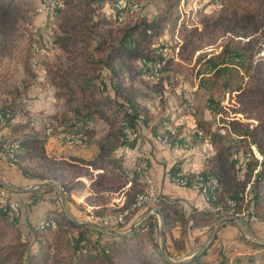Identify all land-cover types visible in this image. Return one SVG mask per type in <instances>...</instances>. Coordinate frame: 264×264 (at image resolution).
<instances>
[{
    "label": "trees",
    "instance_id": "trees-1",
    "mask_svg": "<svg viewBox=\"0 0 264 264\" xmlns=\"http://www.w3.org/2000/svg\"><path fill=\"white\" fill-rule=\"evenodd\" d=\"M51 1H56L50 16H57V22L54 25L58 32L48 40V43L51 47L61 50L67 65H58L57 69L69 75V82H71L69 83L68 79L62 81L66 88H60L57 91L67 108L61 113L64 125L62 129L82 134L84 142L86 140L88 143L97 133L93 121L97 119L102 122L104 132L94 139L98 148L97 153L91 158L72 154L48 155L44 148L45 129L52 120L56 119L55 113L51 115L52 120L43 130H36L29 120H16L9 123L11 134L6 137L5 142L0 143V149L5 143H8L7 146H12V164L18 174L33 180L56 179L64 193L83 187L87 183L90 188L88 198L96 196L100 199L99 207L93 209L90 207L92 215H106L104 211L107 208L106 204L110 201L111 192H123L124 200L120 206L115 207L114 215L126 211L127 214L124 216L126 218L130 211L137 209L134 203L143 192L144 183L135 170L133 177L126 178L127 172L132 170L133 166H125L123 162L129 153L132 159L134 158L130 148L136 142L140 144L139 130L142 126H148L150 121L148 108L140 102V99L145 98L147 94L135 83V80L144 75L164 71L165 66L170 62L169 58L172 57L162 53L165 48L160 47L159 43L166 20L163 17L140 20L115 30L111 23L120 22L123 12L117 9L116 3L127 0H43L41 6L48 5ZM215 1H218L220 7L217 19H222L226 23L223 31L246 37L244 42L246 47L239 46L231 52L222 47L217 55L204 58L207 76H219L228 67H240L245 79L233 88L243 103V107L239 110L248 114L254 110L264 112V54L262 53L264 51V0ZM102 7H108L111 16L98 15L97 10ZM19 9L20 3L17 0H0V34L14 26ZM96 27L100 30L98 31ZM235 29L237 31H234ZM110 32H112V40H110ZM94 38H96V44L93 49L104 51L100 57L88 51L90 40ZM255 55L256 57L253 58ZM200 59L201 57H198L197 62ZM154 66L157 68L155 69ZM89 70L96 73L97 83H94L93 79H86ZM88 84L97 85L99 89H102V95L97 97L89 93ZM66 89L69 93H65ZM0 117H8L5 119L8 122L12 120L11 109L8 106H0ZM256 119V125L237 133L239 138L235 144L238 148L242 147L245 138L251 136L252 143L262 155L246 202L244 201L245 181L252 175V170L258 163L249 148H242L237 159H228L224 152L231 145H223V137L216 135L210 140L213 144L218 140V146L212 153L203 157V166L199 173L196 175L187 173L186 177L188 187L194 178L196 181L198 177L203 180L207 197L204 209L192 206L191 212L185 214L177 207L175 199L171 200L166 195L160 194L158 202H155L153 207L159 209L163 226L173 224L185 229L183 234L186 236L191 233L192 224L189 220L193 221L194 226L208 224L210 227L223 217L237 214L242 208L259 220V215L264 209V116ZM203 123L198 121V125ZM165 124L168 123L163 120L161 126ZM150 131L154 136L166 137L169 148L178 141L176 131L172 135L174 132L165 128L163 133H159L157 125L150 126ZM120 151L122 153H119ZM141 160L150 167L149 159L147 163L144 159ZM0 171L3 173L2 170ZM69 171H72V174L67 177L65 172ZM182 171L177 163L167 170L170 177H179L183 181L184 172ZM69 177L71 179L67 180ZM211 181L216 185H211ZM183 183L185 184L184 181ZM49 189L52 188L49 187ZM7 192L10 198L18 201L19 212L16 216L11 215L6 208L0 207V238L12 225L17 226L21 233L23 219L28 220L29 227L38 233L62 227L77 230L78 235L74 245L77 256L67 259L50 256L34 239L32 240L35 244L30 248H27L24 243L12 245L15 247V252L18 246L25 247L24 250L21 249L20 254L21 257L24 256L26 264H227V256L222 250L218 247L210 250V246L217 237L216 233L209 246L190 259L179 262L168 259L158 241L159 226L153 214L132 228H130L131 224H128L127 233L120 232L111 240L104 239L105 247L84 253L81 246L84 244L85 227L62 211L61 205L58 204L59 199H56L54 213H48L39 218L41 211L31 208L38 200L37 192L31 190L21 194L12 189H7ZM146 207L150 208V206ZM210 208L213 209L210 210ZM27 210H30V213L25 215L23 212L27 213ZM51 221L55 223L54 228L50 225ZM210 229L211 227L206 231L205 237L188 244L198 247L207 237ZM250 245L257 252L239 257L233 264H243V258H245L244 264H264V241L253 240ZM3 248L0 245V264H9L11 254L8 253L9 251H3ZM36 249L38 252L34 253ZM164 249H167V246L165 248L164 245ZM183 253L185 255V251H181L172 257L180 259L184 256ZM186 254H192V252H186ZM204 257L207 260H204Z\"/></svg>",
    "mask_w": 264,
    "mask_h": 264
},
{
    "label": "rangeland",
    "instance_id": "rangeland-1",
    "mask_svg": "<svg viewBox=\"0 0 264 264\" xmlns=\"http://www.w3.org/2000/svg\"><path fill=\"white\" fill-rule=\"evenodd\" d=\"M17 1L20 3V9L16 15L14 26H11L7 32L0 34V106H8L11 109L13 117L20 115V110L23 109H19L20 106L18 105H28L30 108L26 111L30 112L33 103L35 105L37 100L46 99L52 104V109L56 108L58 102L55 99L54 101L51 100L50 97L54 96L58 89L66 88L61 83L62 81L68 79L69 82V75H65L57 69L58 65H67L66 59L61 50L51 47L48 43V40L58 32L54 25L57 22V16H50L52 10L50 11L49 7L41 6L43 0ZM128 1L135 3L136 6L134 8L122 9L120 22L111 23L113 29H121L134 22L150 20L156 17H163L166 20L164 31H161V36L159 37L161 39L159 43L160 47L165 48L162 50V53L172 58H169L170 62L165 66L166 69L164 71L138 77L135 83L141 86V89L147 94L146 98L140 99V101L148 107L152 123H160L161 120H165L168 123L163 125L159 133H163L167 126L174 132L172 135L175 134V131L177 132L178 141L170 147V152L173 154L179 151L180 155L186 154L185 157H194L196 161L194 166H191V170L185 169V171H182L184 172L183 181L185 184L172 182L167 173L168 179L176 186L187 188V173L194 175L199 173L200 168L197 170L196 163H199L200 160L202 161L204 155H208L215 150V147L218 146V140L213 144L210 138L219 135L223 137V145H231L224 152V154H227L228 159H237L242 148H249L258 163L253 168L252 175L245 181L244 201L246 202L254 181V173L259 169L262 155L258 152L255 144L252 143L251 136L246 137L242 143L243 146L238 148L235 145L239 138L237 133L256 125V118L263 117L264 112L259 110L256 112L254 110L248 114V112L239 110L243 107V103L233 88L241 84L245 79L240 67H228L222 74L213 77L207 76V68L204 62V58L217 55L222 47L226 48L229 52L239 46L246 47L244 44L246 37L234 35V33L229 31H223L226 23L222 19H217L220 7L218 1L215 0H127L126 2ZM97 14L102 15V17L111 16L108 7L98 9ZM96 29L100 30L99 27H96ZM234 31L237 30L235 29ZM112 39V32H110V40ZM95 41L96 38L90 40L88 51H91L96 57H100L104 54V51L93 49L96 44ZM262 53L264 54V51ZM198 57H201V59L197 62ZM255 57L256 55L253 58ZM95 74L89 70L86 79H93L94 83H97ZM88 87L89 93L97 97L102 95V89H99L97 85L88 84ZM65 93H69L68 89L65 90ZM60 101L62 100L60 99ZM66 110L67 108L64 104L58 105L59 113H63ZM24 116L28 115L25 114ZM198 121L204 123L198 125ZM6 122L8 123L7 120L0 123V128L4 127ZM58 123L59 121H56V125ZM93 124L97 131L104 128L102 122L97 119L93 121ZM62 131L64 130L62 129ZM52 133L53 130L49 135ZM0 136L7 140V132H0ZM57 139L60 143L66 144V139L58 137ZM87 144L85 140L82 146L79 144L73 146L85 148ZM140 144L138 143V151L145 152V156L142 159L147 163L150 150L142 147V144ZM162 145L169 146V143ZM133 156L134 164L131 166L134 167L137 166L140 157L137 155ZM190 162L192 163V160ZM146 165L151 183L155 187L150 167L148 164ZM37 171H39V168H37ZM65 174L68 177L72 174V171L65 172ZM48 179L54 180L55 183H53L55 185L57 183L56 188L59 191V196H57V200L59 197L58 204L62 205L61 199L64 202V206H61L62 211L66 212L71 219L76 221V219H86L88 209L89 218H87V222L88 224H92L93 222L90 218L93 217L89 209L92 205L99 207L100 199L96 198V196L88 198V194L84 195L86 192L82 187L63 193L58 180L53 178ZM70 179L69 177L67 180ZM193 180L188 188L196 194L201 193L197 188L196 179L194 178ZM108 184L111 185L110 183ZM49 187L51 185L48 184L38 190L40 194L37 197H42L46 193L51 192ZM156 190L159 193L157 188ZM117 196L115 191L112 192L110 203L112 199H117ZM202 196L204 197L203 194ZM115 201L117 200H114L113 204H110L104 211L110 217H113L116 212L115 207L117 205ZM153 205L154 203H152V207ZM140 209L137 208L130 211L125 218V222L115 226L107 225L100 228L91 225L84 226L82 252L87 253L94 249L105 247L104 239L111 240L119 232L121 234L127 233L128 231L122 232L121 230L128 224L132 225L136 221H140ZM242 211L249 216L246 209L242 208L240 212ZM183 213L187 214L186 212ZM235 214L222 218L234 217L236 225L231 224L229 228L226 227V229L219 230L218 237L214 240L212 246H210V250L218 247L219 250L224 252L227 256V264H233L239 257H244L243 255H239L249 247L251 241L262 240V237H264V228H261L264 226V209L259 215V220L247 219L245 216H236ZM219 221L210 225L211 229L208 231L207 237L198 247L190 244L186 246L184 244L183 231L185 229L173 224L162 226L161 229L164 234L163 246L165 245V248L166 246L168 247L164 249V255L172 261L181 260L191 255L186 254V252L191 251L193 253L206 249L211 243V240L209 241L208 238ZM22 225L21 233L17 229V226L12 225L8 227L6 234L0 238V245L4 247L3 251H9L8 253L11 254L9 264H26L24 256L21 257L20 254L21 249L23 248L24 250L25 247L18 246L15 252V247L12 245L24 243L27 248H30L33 247L35 241L38 244L40 243L50 256L53 255L63 259L77 256L74 250L75 239L78 235L77 230L62 227L38 233L29 227L28 220L23 219ZM95 225L100 226L96 221ZM210 227L208 224H202L197 227L192 224L191 229L207 231ZM172 228L174 233L177 234L175 238H173L175 234H173ZM158 241L160 243V230H158ZM181 251H185V255L183 253L184 256L182 258L174 259L172 257L175 253H180ZM37 252L38 250L36 249L34 253ZM203 259L207 260L205 257ZM242 261L244 264L245 258Z\"/></svg>",
    "mask_w": 264,
    "mask_h": 264
},
{
    "label": "crops",
    "instance_id": "crops-1",
    "mask_svg": "<svg viewBox=\"0 0 264 264\" xmlns=\"http://www.w3.org/2000/svg\"><path fill=\"white\" fill-rule=\"evenodd\" d=\"M50 99L53 101L55 99V101L58 102V105L61 103L64 104L63 98L61 96H59V94H57V92H56V94H54V96H51ZM60 99L62 101H60ZM58 105L56 108L52 109L53 106L48 100H46V99L37 100L35 105L33 103L32 109L30 110V112L26 111L27 109L30 108L28 105H25V104L24 105L23 104L18 105V106H20L19 109L23 108L20 110V115L13 117V119L10 120L8 123L6 122V124H4L5 126L0 128V132L5 131V132H7V135L9 136L11 134L9 131V123L16 121V120H29L31 125H33V127L36 130H43L49 124V121L52 120V118H50V117L54 113L57 114L55 120H59L58 126L60 128H62L64 125L62 124L61 113L58 112ZM64 106H65V104H64ZM148 112L150 114L149 109H148ZM25 114H27L28 116H24ZM162 121L163 120H161V122ZM161 122L160 123H155V122L152 123V119H151V115H150L149 125L148 126H142L139 130V139H140L139 141L142 144V145L141 144L140 145L142 147H145V148L150 150L148 159L150 162L151 177H152V181H153L155 187L158 189V191L161 194L166 195L168 198H171V200H173V199H185L192 206L199 207V208H201L203 206L205 207L206 200L202 196L201 193L196 194L193 190L189 189L188 187L186 188V187L176 186V185L172 184L170 182V180L168 179L169 176L167 174L168 173L167 170L173 164L177 163V165L183 171H185V169L191 170L190 169L191 166H194V163L196 161L194 160V157H185L186 154H183V155L181 154L182 155L181 156L180 153H178L179 151L175 152V154H172L170 152V148L168 145H162L161 142L156 140V138H155L156 136H154L153 133L150 131V126L157 125V129L160 132L161 128H162ZM102 125L104 126V124H102ZM103 130H104V128L100 131H97L94 138L90 142H88L87 147H85V148L73 146V145L70 146V145L60 143L59 140L57 139V137H56L57 135L54 131L51 135H45V143H44L45 152L48 155H54V156L72 154V155H77V156H80L83 158H91L97 153V150H98L94 139H97L100 135H102V133L104 132ZM203 157H202V161L200 160L201 164H200V161H199V163L198 162L196 163L197 170H198V168H200V170H201V168L203 166L202 165ZM190 160H192V163L190 162ZM123 164L125 166H131L134 164V158L132 159L130 153L126 155ZM11 166L12 165L9 166L8 163L6 164V162H0V170L3 171V173L0 171L1 172L0 180L5 181L6 183L11 185L15 189H21L20 191H17V193H21V194L25 193V192L28 193L29 191L33 190V191L37 192V194H40L38 192V190H40L41 188L45 187L48 184L51 185V188H52L50 190L51 192L46 193L42 197L39 196L36 204L31 206V208H34V209L37 208L39 211H41L39 218L47 215L48 213H52L56 209V205H57L56 199H57V196H59V191L56 188L57 183L55 185L54 184L55 181L52 179H48V178L33 180L31 178L21 176L20 174H18V172L14 168V166H12V167ZM82 188L86 192V193H84V195L85 194L89 195L90 188L88 187L87 183ZM124 189H126V188H124ZM115 193L117 196L118 192H115ZM111 194H112V192H111ZM58 199H59V197H58ZM114 200H117V201H115L116 202L115 204L120 206L124 200L123 192L118 193L117 199H112L111 203L109 201V203H107L106 206L108 207L110 204H113ZM62 205L64 206L63 200H62ZM90 207L92 209L97 208V207H94L93 205ZM152 208L154 209L156 207H152ZM149 210H150V208H148L146 206L145 207L143 206L139 210V213H141L140 215H141L143 220L147 216L152 214V213H150ZM29 211L30 210H27V213H25L26 212V209H25V212H23V213L25 215H28ZM65 214L68 216V214L66 212H65ZM25 215H24V218H25ZM153 215L156 216L157 221L159 222L157 214L154 212ZM87 218H89L88 209H87L86 219H84V220L83 219H76V221L79 222L80 224L84 225V226H87V225L95 226L94 223L88 224ZM231 224L236 225V224L230 223V222H226V223L220 225L216 230L217 237H218V231L219 230L226 229V227L229 228V225H231ZM158 226H159V223H158ZM196 230L191 229L190 230L191 233H188L186 236H183V238L185 239V240L183 239L184 244H186V246L188 245V243L191 244L193 241H196L199 238L205 237L207 234L206 230H202V231H199L200 229H196ZM172 231H173V228H172ZM173 234H175L174 231H173ZM176 235L177 234L173 235V238H175ZM257 241H259V240H257ZM261 241H264V240L262 239V240H260V242ZM251 252H257V251L254 250L251 245H249V247L246 248V250L243 253H241L239 256H242V255L245 256Z\"/></svg>",
    "mask_w": 264,
    "mask_h": 264
},
{
    "label": "bare ground",
    "instance_id": "bare-ground-1",
    "mask_svg": "<svg viewBox=\"0 0 264 264\" xmlns=\"http://www.w3.org/2000/svg\"><path fill=\"white\" fill-rule=\"evenodd\" d=\"M130 4H128V2H117L116 3V7L117 9L119 10H122V9H125V8H134L136 6L135 3H132L131 1H129ZM50 5H51V2H50ZM54 4L52 5V8H53ZM50 8V7H49ZM52 9L50 8V11ZM48 12V11H47ZM0 121H1V117H0ZM167 126V125H166ZM167 130H171L170 127H165ZM52 129H50L49 127H47L45 129V134L46 135H49L51 133ZM72 134H79V133H73ZM156 139L161 142L162 144H166L167 142V138L164 137V136H161V135H156ZM81 145L84 144V139L81 140V142H77V145ZM8 143H5L4 147L0 149V152L2 153V155L5 156L4 158V162L8 163L9 165H12V146H7ZM86 145V144H85ZM134 146H137V152L141 155H137L138 157H140V160L142 158H144L145 156V152H139L138 149H139V145L138 143H135ZM145 151V150H144ZM137 163V166H134L132 167V170H129L127 172V175H126V178H131L133 177L134 175V170L135 172L139 173V178L143 181L144 183V189H143V192L138 196L136 202L134 203V206L135 207H143L146 205V202H147V194H148V191L152 188V194H159L156 190V188L152 185L151 183V178L147 172V167L144 163V161H140ZM170 180H172V182H176L178 184H184L182 179H180L179 177H170ZM213 184V186H215V182H212L211 181V185ZM197 188L201 191V193L204 195V198L206 200V186L204 185V182L203 180L201 179V177H198V180H197ZM7 189L4 188L3 186L0 187V207H3V208H6L9 213L11 215H17L18 212H19V204H16V201L12 198H10L9 196H7ZM152 203H155V202H152ZM175 203L177 205V207L182 210L183 212H186L187 213V204H185V201L183 199H175ZM154 209H158V208H154ZM154 209L152 208V211L153 212H150V213H154ZM202 209V208H201ZM212 210V209H211ZM191 212V208L189 210V213ZM127 214L126 211H124L123 213H119L117 215H113V217H110L109 215H102V216H96V215H91L93 218H95V221L97 223L100 224V227H105L107 225H118V224H121L124 222V216ZM240 214H244V212H240V213H237L236 216H239ZM139 221V220H138ZM141 221V220H140ZM139 221V222H140ZM137 222V221H136ZM138 222V223H139ZM137 223V224H138ZM159 223V222H158ZM189 223L190 224H193V221L192 220H189ZM51 227L54 228L55 227V223L54 221H51ZM197 227V226H196Z\"/></svg>",
    "mask_w": 264,
    "mask_h": 264
},
{
    "label": "built area",
    "instance_id": "built-area-1",
    "mask_svg": "<svg viewBox=\"0 0 264 264\" xmlns=\"http://www.w3.org/2000/svg\"><path fill=\"white\" fill-rule=\"evenodd\" d=\"M56 1H51V5H44L43 7H50L52 9V5L55 3ZM130 2L128 1V4L129 5ZM154 68L156 69L157 67L154 66ZM8 118V117H2L1 118V121L0 123H3L5 122V119ZM49 128L53 130V132L55 131L56 135L58 138L60 139H66V145H77V142H81L82 139H84V136L82 134H72V132H64L62 131V128H60L58 125H56V120H52L51 121V124L49 125ZM156 138V137H155ZM158 141V140H157ZM5 142V138L4 137H1L0 136V143H3ZM131 153L133 155H141L137 152V146H131ZM119 153H122V151H120ZM175 154V153H173ZM4 158L5 156L2 155V153L0 152V162H4ZM183 173V172H182ZM7 196L8 193H6ZM161 193L159 192V194H152V188L148 191V194H147V202H146V205L145 206H150V212H153L152 211V202H158V195H160ZM15 200V199H14ZM185 200V199H183ZM16 201V204H19L17 200ZM185 204H187V214H189V210L190 208H192V205H190V203L188 201L185 200ZM213 209V208H210V210ZM239 216H245L247 217V219H256V217L252 216V215H249L247 216L245 213L244 214H240ZM90 220L94 223L95 225V218H90ZM97 227L100 228V226L98 225H95ZM128 228L125 227L123 228L121 231L124 232V231H127ZM192 230H195V229H192Z\"/></svg>",
    "mask_w": 264,
    "mask_h": 264
},
{
    "label": "water",
    "instance_id": "water-1",
    "mask_svg": "<svg viewBox=\"0 0 264 264\" xmlns=\"http://www.w3.org/2000/svg\"><path fill=\"white\" fill-rule=\"evenodd\" d=\"M0 183H1V186H3L4 188H6V189H12V190H14V191H20L21 189H15L14 187H12L11 185H9L8 183H6L5 181H2V180H0ZM61 202H62V199H61ZM154 212L157 214V216H158V219H159V230H160V246H161V249H162V251H164V246H163V240H164V234H163V231H162V226H163V224H162V220H161V216H160V213H159V210L158 209H154ZM142 219V217L141 218H139V220H141ZM226 222H230V223H234V224H236V219L234 218V217H228V218H224V219H222L221 221H219L217 224H216V226L213 228V230H212V232H211V234H210V236H209V241L212 239V237L214 236V234L216 233V230H217V228L220 226V225H222V224H224V223H226ZM138 222H135V223H133L132 225H131V227L130 228H132V227H134L136 224H137ZM95 227H97V226H95ZM99 228V227H98ZM124 232H126V231H124ZM260 241V240H259ZM262 242V241H261ZM203 248V247H202ZM203 250V249H202ZM201 251L199 250V251H197V252H193L190 256H188V257H185V258H182L181 260H173V261H175V262H179V261H184V260H187V259H190L191 257H193V256H195V255H197V254H199Z\"/></svg>",
    "mask_w": 264,
    "mask_h": 264
}]
</instances>
